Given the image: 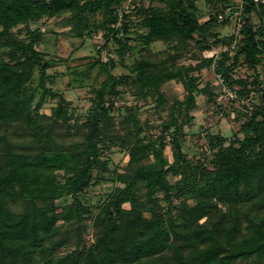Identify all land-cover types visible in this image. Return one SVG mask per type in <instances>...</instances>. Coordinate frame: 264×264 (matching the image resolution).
I'll use <instances>...</instances> for the list:
<instances>
[{
    "label": "trees",
    "instance_id": "obj_1",
    "mask_svg": "<svg viewBox=\"0 0 264 264\" xmlns=\"http://www.w3.org/2000/svg\"><path fill=\"white\" fill-rule=\"evenodd\" d=\"M128 1L0 0V264H264V93L262 105L241 113L243 138L227 146L224 137L212 136V158L193 161L182 146L189 113L198 95L207 94L212 103L216 96L210 85L200 88L193 67L178 65L189 48L202 57L228 47L219 59L202 57L200 66H214L240 96H249L247 83L264 92V0H239L241 35L223 38L213 29L231 25L233 11L227 9L234 0H207L217 10L204 22L195 0L148 8L131 0L126 9ZM132 7L146 30L138 35L140 44L163 43L167 51L125 65L128 75H113L115 65L108 62L91 65L88 73L99 64L107 78L93 92L85 123L71 127L68 102L45 86L53 64L37 49L44 34L31 24L68 16L64 24L76 37L102 30L124 60L136 50L126 25ZM21 26L25 39L13 32ZM238 68L253 74L236 79ZM35 72L43 91L36 104L30 86ZM171 81L181 84L185 100L172 106L160 135L147 132L136 108L127 107L117 126L121 86L133 89L137 100L155 98L160 108ZM49 97L59 98L50 115L41 113ZM112 145L129 161L123 172L114 171L116 186L96 213L79 196L98 178L106 180L111 161L104 154ZM67 196L75 201L59 212L56 201ZM88 216L95 227L91 243L85 237ZM70 245L74 249L64 254Z\"/></svg>",
    "mask_w": 264,
    "mask_h": 264
},
{
    "label": "rangeland",
    "instance_id": "obj_2",
    "mask_svg": "<svg viewBox=\"0 0 264 264\" xmlns=\"http://www.w3.org/2000/svg\"><path fill=\"white\" fill-rule=\"evenodd\" d=\"M165 0H137V4L144 8L151 7L153 4H163ZM199 9L198 15L201 21H207L211 14L217 10V6L209 3L207 0H195ZM233 3V2H232ZM239 0H234L232 4V23L230 26L226 24H218L213 30L219 32V36L229 37L233 35L237 29L236 24L240 17ZM132 13L129 14V19L126 20L128 27L129 45L136 46L133 56L127 57L123 60L117 53L118 45L111 40L107 41L104 31L99 30L93 34L91 38L76 37L71 31V28L64 24L66 17L45 19L37 23L31 24V30L40 29L44 34L43 42L38 46V50L43 52L48 59L51 60L53 66L47 71L49 78L45 83L47 89L64 97L68 102V116L71 117L70 125L74 127L77 123L82 125L87 120L88 112L92 108V98L94 97V90L99 89L107 74L101 72L99 64L87 72L91 65H96L98 61L101 63L108 62L115 65V68H110L113 75L121 76L128 75L129 71L125 65L130 66L135 60L142 57H150V55H160L167 51V45L163 43H156L151 48H144L139 41L138 35L146 33V30L141 27L142 18L136 10L131 8ZM97 23L101 22L100 18H96ZM254 23H258V19L254 15ZM240 24V21H239ZM238 24V25H239ZM13 32L25 39L27 36L26 28L21 26L13 30ZM123 33H120L122 35ZM212 42V39L209 43ZM192 47V46H191ZM194 48V47H192ZM228 50V47H220L218 49L209 50L202 56L205 59L207 53H218L219 59L221 53ZM202 51L197 48L186 50L182 54V59L179 60L178 65L185 67H193L195 71L192 76L198 79L200 88L203 89L210 85V90L216 96V102L212 103L208 100L207 94L197 96V106L189 113L190 123L185 127V136L182 140L183 152L190 160H204L208 162L212 158V152L209 147V139L212 136L224 137L227 140L228 146L231 140L243 138L241 134V125L243 117L241 113L246 111L255 110L257 105H262L261 97L264 92L249 86L246 87L250 90L248 97L240 96L234 90L229 89L224 83H221L220 76L216 74L215 67L200 66L202 60ZM215 56V58H216ZM216 58V59H217ZM110 61V62H109ZM200 67V68H198ZM251 71L246 68H238L234 71V78H245L252 75ZM41 79L39 72H35L33 81L30 86L36 91L35 104L40 100L43 91L40 89ZM227 89V93L223 90ZM121 96L116 100V111L113 115L116 117L117 126L126 116V108H136L138 117L144 128L152 136L160 135L162 124L169 120V114L176 101L185 100V92L181 84L177 81H171L164 85L163 92L166 99V105L158 108L156 99H141L137 100L134 96L133 89L128 87H120ZM239 90V88H235ZM264 89V86H263ZM59 98L49 97L41 110V113L52 114L51 110L55 109L58 105ZM188 117V119H189ZM182 119H186L185 117ZM121 130V129H119ZM123 132V131H122ZM169 142V139L167 140ZM166 157L171 153V146L166 149ZM105 159H110L109 172L102 176L106 178H98L97 183L90 186L84 193L80 194L79 200L82 204L88 206L90 209L98 213V207L108 200L116 184L111 181L114 177V171L119 170L123 172L126 168V163L129 161V156L119 146L112 145L104 154ZM96 175V171L94 172ZM175 182L177 178L172 180ZM75 199L72 196L64 197L56 201V204L61 212L62 208L72 205ZM164 206L166 204L162 203ZM189 205H193V201H188ZM85 221L86 225V240L91 243L95 236V227L93 219L90 220L89 216ZM94 218V217H93ZM75 246L70 245L62 251L64 254L69 253ZM257 264V263H255Z\"/></svg>",
    "mask_w": 264,
    "mask_h": 264
},
{
    "label": "built area",
    "instance_id": "obj_3",
    "mask_svg": "<svg viewBox=\"0 0 264 264\" xmlns=\"http://www.w3.org/2000/svg\"><path fill=\"white\" fill-rule=\"evenodd\" d=\"M255 3H257V4H259L260 2H259V0H253ZM131 0H129L128 1V3L127 4H125L124 5V8H126V9H129V7H130V5H131ZM262 3H264V1L262 2ZM241 11L242 10H240V13H238V16L241 14ZM232 12V8H228L227 9V13H231ZM121 17H122V15H121ZM223 18V15H220V19H222ZM241 28H242V24H239L238 25V29H237V35H241L240 33H241ZM216 55H218V53H207V54H205V56H206V58H208V59H213V58H215V56ZM217 57V56H216ZM220 81H221V83H223L224 81H223V79L220 77ZM225 93H227L228 91H227V89L226 88H224V90H223Z\"/></svg>",
    "mask_w": 264,
    "mask_h": 264
}]
</instances>
